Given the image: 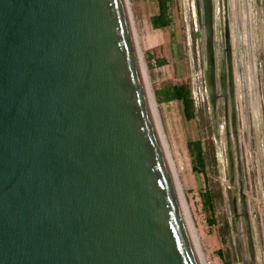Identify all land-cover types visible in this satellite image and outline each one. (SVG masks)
Segmentation results:
<instances>
[{
  "label": "water",
  "instance_id": "obj_1",
  "mask_svg": "<svg viewBox=\"0 0 264 264\" xmlns=\"http://www.w3.org/2000/svg\"><path fill=\"white\" fill-rule=\"evenodd\" d=\"M0 264H201L124 0H0Z\"/></svg>",
  "mask_w": 264,
  "mask_h": 264
},
{
  "label": "rangeland",
  "instance_id": "obj_2",
  "mask_svg": "<svg viewBox=\"0 0 264 264\" xmlns=\"http://www.w3.org/2000/svg\"><path fill=\"white\" fill-rule=\"evenodd\" d=\"M136 51L144 64L142 71L172 161L175 175L190 215L196 248L202 264H243L248 258L245 240L234 222L229 183L225 135L215 136L211 108L202 91V59L193 25L185 20L184 0H164L169 24L153 26L160 0H127ZM264 15L255 0L252 43L254 58L264 54ZM192 40H189V36ZM245 90L237 80V107L241 152L245 170V195L254 208L256 244L264 247V104L254 101L249 89V56L245 49ZM264 74V71H263ZM260 72L257 71V76ZM186 84L193 97V116L187 119L180 101L165 99L163 90ZM199 140L204 154L200 166L189 152L188 142ZM166 152V151H165ZM194 241V240H193ZM260 252V251H259ZM257 250V258H261ZM264 261V259H263Z\"/></svg>",
  "mask_w": 264,
  "mask_h": 264
},
{
  "label": "flooded vegetation",
  "instance_id": "obj_3",
  "mask_svg": "<svg viewBox=\"0 0 264 264\" xmlns=\"http://www.w3.org/2000/svg\"><path fill=\"white\" fill-rule=\"evenodd\" d=\"M257 1L262 7V13L264 15V0ZM184 5L185 11L187 10L185 12V20H190L192 23L193 37L198 41V47L201 52L203 79L201 81V94L203 91L209 103L204 71L206 29L204 25L203 0H184ZM254 9L255 0H211V37L215 68L216 98L214 112L211 106L210 108L213 128L214 121L216 125V131L214 129L215 136L220 139L223 131L225 135V150L230 183V185L228 183L226 184V188H230L231 186L234 222L239 228L240 234H243L245 250L248 253V258L244 259L243 264H245L244 262L264 264V247L263 249L261 247L258 248L254 237L253 218L256 217V214L254 208L252 210L249 208L248 200L244 193L246 180L241 152L239 112L236 96L237 80L240 82L243 91L245 90L246 77L243 65L245 62V49L247 48L249 56V89L254 97V101L257 104H264V54L263 59L259 57L256 62L253 52L254 45L252 43L251 29ZM189 40H192L191 35L189 36ZM228 63L230 64V68ZM257 71L260 72L258 76ZM229 73H231V83L229 82ZM190 97L194 108L191 91ZM230 175H232V180ZM233 195L235 197L237 196L235 198L237 205L236 214L233 209ZM241 195L246 205V214L241 210ZM257 250L258 252L260 251L259 253L263 259L257 258Z\"/></svg>",
  "mask_w": 264,
  "mask_h": 264
},
{
  "label": "trees",
  "instance_id": "obj_4",
  "mask_svg": "<svg viewBox=\"0 0 264 264\" xmlns=\"http://www.w3.org/2000/svg\"><path fill=\"white\" fill-rule=\"evenodd\" d=\"M158 14L153 18L152 23L155 27H164L169 24L166 3L164 0L158 2ZM165 99H176L181 102L184 115L187 119L193 116V104L190 91L186 84L174 85L163 90ZM188 149L198 165H204V154L199 140L188 142Z\"/></svg>",
  "mask_w": 264,
  "mask_h": 264
},
{
  "label": "bare ground",
  "instance_id": "obj_5",
  "mask_svg": "<svg viewBox=\"0 0 264 264\" xmlns=\"http://www.w3.org/2000/svg\"><path fill=\"white\" fill-rule=\"evenodd\" d=\"M124 1H125V5H126L128 18H129V21H130V12H129V8H128V1L127 0H124ZM130 24H131V22H130ZM137 56H138V60H139V64H140L141 70L144 72V69H145L144 68V64H143V62L141 60V55H140V53L138 51H137ZM147 91H148L149 98H150V101H151V105H152V108H153V111H154V115H155V118H156V122H157V125H158V129H159V132H160L162 143H163V146H164V150L166 151L165 154H166L167 161H168V164H169V168H170V172H171V175H172V179H173V182H174V185H175V188H176V191H177V194H178V197H179V200H180V203H181V206H182V209H183V212H184V215H185V218H186V221H187V224H188L192 239L194 240L193 241L194 245H195L196 237H195V234H194V229H193V226H192L190 215H189V212H188V209H187L186 202H185V199L183 197L182 191H181V189L179 187V184H178V181H177V178H176V175H175V171H174V168H173L172 161H171V159L169 157V154L167 152L166 143H165L164 138H163V133H162L161 126H160V123H159V119H158V116H157V113H156V109H155V102H154V99H153V96L151 94V91H150L149 87H147ZM195 248H196V245H195ZM198 250L199 249L197 247L196 251H197V254H198V258L200 260V263L202 264L203 262H202V259H201V254H200V252Z\"/></svg>",
  "mask_w": 264,
  "mask_h": 264
}]
</instances>
